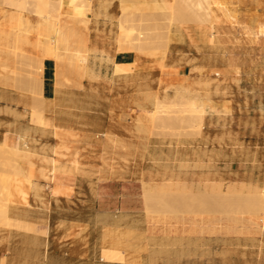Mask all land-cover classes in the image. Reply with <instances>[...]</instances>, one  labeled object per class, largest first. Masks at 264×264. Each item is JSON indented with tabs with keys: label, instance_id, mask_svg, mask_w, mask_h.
<instances>
[{
	"label": "rangeland",
	"instance_id": "1",
	"mask_svg": "<svg viewBox=\"0 0 264 264\" xmlns=\"http://www.w3.org/2000/svg\"><path fill=\"white\" fill-rule=\"evenodd\" d=\"M58 1H48L56 10L54 13L49 7L47 10L58 17L59 24L68 34L67 41L57 50L60 55L56 57V53L49 52L52 43L46 37L44 26L36 24L30 31L42 38L37 42L45 49L42 57L30 64L33 55L22 52L26 56H21L14 71L21 91L34 99L33 122L42 126L34 121L37 115L44 119V102L40 100V95L42 99L43 96L39 92L44 64L39 62L43 63L46 57L56 61L58 98L53 106L52 126V170L56 168V178L49 181L54 182L57 177L75 178L90 169V164L91 169L113 170L125 159L127 135L131 142L126 157L132 162L130 175L126 180L122 176L121 182L90 185L89 190L108 195L102 202L112 211L102 212L99 221L102 226L132 223L134 229H148L142 233L147 236L144 245L154 254L149 264H156L170 249H175L177 243L174 240L179 235L192 236V264H264V226L260 221H252L253 213L246 198L249 189L264 188V149L258 147V143L264 144V135L259 136L258 128L264 114V0H192L195 5L200 2L199 10L195 6L196 16L192 6L188 9L192 13L187 12V5L186 8L182 5L186 12H179L184 10L181 4H185V0H102L108 6V17L102 21L107 29L102 33L115 40L116 51H134L139 57L159 61V73H146L124 84L126 87L115 82L112 87L94 86L92 81L101 77H92L78 69L82 74L76 68L74 56L92 49L93 35L99 33L100 24H95L94 18H100L97 8L101 0H91L90 9L89 0V4L68 0L72 4L64 5L63 9H59ZM192 2L188 6L194 5ZM37 4V0H0L2 10L11 15L13 12L35 15L33 11ZM207 6L216 12L210 22L205 21L208 20L206 16L202 17L205 11L201 9ZM78 37L80 42H77ZM174 51H192L199 78L213 79L218 83L214 88L218 94L223 93L237 102L239 115L230 122L229 176L221 183V193H227V196L208 191L205 184L199 183H192V188L184 192L165 191L161 185L172 181L159 180L156 176L164 161L179 158L178 153L171 151L172 146H165V143L171 145L180 139L196 137L203 128V122L200 124L189 113L179 112V108L188 102L166 99L174 94L175 88L172 84L163 88V79H187L169 66L177 62L171 57ZM8 53L10 51H5V59L11 62ZM130 67H118L115 74L128 72ZM33 70L40 71V81L36 76L38 72L33 74ZM30 74L36 76L34 81ZM105 76L102 77L113 81L107 73ZM157 79L160 86L154 87L153 82ZM131 84L133 87H127ZM82 96L84 99L80 100ZM142 100L149 102L147 110H142ZM155 105H160L162 112L153 113ZM146 111L150 113L144 114ZM0 149V226L28 230L8 215L7 208L22 195L14 193L13 197H8L4 191L8 185L6 178L13 169L21 170L17 165L22 157L16 155L12 147ZM148 170L155 174L147 176ZM98 175L102 176L100 172ZM232 184L238 192L229 195ZM73 191L69 187V193ZM147 191L148 195L145 194ZM125 208L132 212L122 215L114 212ZM7 218H10L8 222ZM179 226L190 231H175Z\"/></svg>",
	"mask_w": 264,
	"mask_h": 264
},
{
	"label": "crops",
	"instance_id": "2",
	"mask_svg": "<svg viewBox=\"0 0 264 264\" xmlns=\"http://www.w3.org/2000/svg\"><path fill=\"white\" fill-rule=\"evenodd\" d=\"M105 18L106 16L94 18V23L100 24V27L98 26L99 33L93 35L90 46L95 49L93 55L98 53L96 71L106 72L108 77H113V81L101 77L93 80V85L112 87V82H115L125 86L124 84L133 82L146 73H159V61L139 57L134 51H116L115 40L102 33L107 29H104L102 22ZM37 20L35 15H20L17 12L11 15L0 7V147H17L26 152L21 156L17 167L21 168L24 177L31 172L34 175V186H25L26 199L18 195L15 198L16 203L8 208L9 217L28 230L0 226V264H149L148 261L153 259L154 254L144 245L147 236L142 233L148 229H134L132 223L102 226L99 222L102 212L112 211L105 208L106 203L102 202L108 195L89 190L90 185L95 183L121 182L124 180L122 176L126 180L130 175L132 162L126 157L130 151L127 147L131 142L127 135L124 140L125 159L120 160L118 167L116 165L113 170H98L97 167L91 169L93 167L90 164V169H85L84 174L75 178L57 177L54 182L49 181L54 158L53 106L58 98L56 61L49 57L44 59L42 83L39 85V92L43 96L42 99L40 95V100L44 102L43 116L50 123L47 127L33 122L34 99L21 91V84L14 76L15 65L19 63L21 56H26L22 52L33 55L32 64L45 50L37 45L42 38H38L36 32L30 31ZM5 51H10L8 55L11 62L10 59L6 61ZM35 55L37 58H34ZM171 57L177 59L175 64L169 65L172 71L178 70L179 75L187 79H163V88L171 84L175 88L174 94L166 99L187 103L188 99L196 98L195 103L203 108L204 117L200 119L192 115V119L200 124L203 122V128L196 137L180 139L171 145L165 143V146H172L171 151L178 153L179 158L164 161L156 176L159 180H171L173 183H164L163 188L167 189L166 186L172 185L176 192L190 190L192 183H199L206 184L208 191L213 185L217 191H213V188L212 192L227 196V193H221V183L226 182L229 176L230 122L235 121V116L239 115L237 102L223 93L218 94L214 90L218 83L213 79L199 78L196 57L192 55V51H174ZM127 66H131L128 72L115 74L117 67ZM153 83L154 87L160 86L158 79ZM82 86H86L85 80L82 81ZM81 99L84 97H80ZM153 102L154 99L152 104ZM140 106L142 110H147L149 102L142 100ZM148 113L150 111L144 112ZM258 128L259 136H263L264 114ZM258 147L260 150L264 149V144L258 143ZM28 154L31 156L28 157ZM150 174L155 173L148 170L146 175ZM175 183L181 188L183 184L187 189H174ZM219 184L220 187H217ZM69 187L74 190L72 194L69 193ZM145 194L148 195V192ZM124 197L127 198L126 195ZM114 212L122 215L131 213L132 210L115 209ZM175 231L189 232L190 229L179 226ZM174 241L177 243L175 249H170L156 264H192V236L179 235Z\"/></svg>",
	"mask_w": 264,
	"mask_h": 264
},
{
	"label": "bare ground",
	"instance_id": "3",
	"mask_svg": "<svg viewBox=\"0 0 264 264\" xmlns=\"http://www.w3.org/2000/svg\"><path fill=\"white\" fill-rule=\"evenodd\" d=\"M49 1V0H48ZM47 0H37V2H38V4H37V7H36V9H35V11H33L34 13H35V15L38 17V20H37V25L38 26H44V30H45V34H46V37L47 38H49V42L50 43H52V48L51 49H49V52H51L52 54L54 53V55H55V53H56V57L58 56V55H60V53L57 55V50L59 51L60 49H58V48H60V45L62 44V42H64V41H67V37H68V34H67V32L61 27V24H59V23H61V22H58V17H55V14H54V16L53 15H51V12L49 11L50 10V8H51V11L53 12L54 11V5H53V8L54 9H52V3L51 2H48ZM73 1H76V0H73ZM90 2H91V0H89ZM88 0H77V2H81V3H83V4H89L88 2H89ZM184 1V0H183ZM186 2H184L185 4H181V6L182 5H184L185 6V8H186V5H187V12H188V9L190 10V7L192 6V8H191V10L193 11V15H195L196 16V11L197 10H195V6L197 5L198 6V4H200V2L199 3H196V5L192 2V0L190 1L189 0V2H188V0H185ZM67 2H69L68 0H59L58 1V4H59V9H61L64 5L66 6V7H68L69 5H71L72 3H71V1L68 3V5H67ZM190 2H192V4H194V5H190L189 4V6H188V3H190ZM205 2V1H204ZM220 2V1H219ZM51 4V5H50ZM57 4V5H58ZM91 4H92V2L88 5L89 7H88V9H90V6H91ZM49 5V6H48ZM206 5V4H205ZM211 5V4H210ZM64 6V7H65ZM180 6V7H181ZM184 6H182V8L184 9ZM194 6V7H193ZM196 6V9H198L199 8V6L197 7ZM201 6L202 7H204V5H202L201 4ZM47 7H49V10H47L48 8ZM178 7V6H177ZM107 8H108V6H106V4L101 0L100 1V3H99V5H98V8H97V11H98V16H103V17H105V16H107ZM182 8H180V9H182ZM194 8V9H193ZM201 8V7H200ZM58 9V11H60ZM63 9V8H62ZM199 10V9H198ZM201 10H204L205 11V15H203L202 17L204 18L205 16H206V18H208V20L207 19H205V21H207V22H210V19L211 18H215V11H214V9L211 7V6H207V7H205V9H201ZM56 11V10H55ZM54 11V12H55ZM177 12H178V10H176ZM181 11H184V12H186V10L184 9V10H180L179 12H181ZM223 11V10H222ZM50 12V13H49ZM53 12V13H54ZM109 12V11H108ZM60 13V12H59ZM182 13V12H181ZM188 13H192V12H188ZM195 13V14H194ZM201 13H204V12H202L201 11ZM176 14V13H175ZM178 14V13H177ZM183 14H185V13H183ZM183 14H181V16H183ZM192 15V16H193ZM202 15V14H201ZM175 16V15H174ZM178 15H176V17H177ZM185 16V15H184ZM183 16V17H184ZM194 16V18H202L201 16L200 17H195ZM197 16H198V14H197ZM108 17V16H107ZM174 18V17H173ZM182 18V17H181ZM187 18H189V17H187ZM149 19V18H148ZM177 19V18H176ZM183 19V18H182ZM199 19H197V20H199ZM204 20V19H203ZM200 21H202V19L200 20ZM165 22H166V20H165ZM188 22H190V21H188ZM89 24V23H88ZM172 24V23H171ZM212 27H213V24H212ZM87 29H88V27H87ZM130 34H132V33H130ZM140 34V33H139ZM73 42V41H72ZM80 42V41H79ZM42 43V42H41ZM74 43V42H73ZM64 44H67V43H64ZM71 44V43H70ZM43 45V44H42ZM47 46V45H46ZM76 48V47H75ZM47 49L48 48H46V53H48V51H47ZM85 51H87L86 53H84V54H77L76 56H74L75 58V60H76V62L77 63H75V64H77L76 65V68H77V70L79 69L80 71H82L84 74H89V75H91L92 77H95V78H99V77H102V76H104V77H106L105 75H106V72H97L96 71V69H95V65H96V63H97V60H98V56H96L98 53H96V55H93V53H94V51H95V49L94 48H92V49H86ZM103 51V50H102ZM44 52V54L46 55V53ZM81 52V51H80ZM51 53H49V54H51ZM48 54V55H49ZM103 54V53H102ZM42 57V56H41ZM44 57V56H43ZM34 58H37V55H35V57ZM72 59H73V57H72ZM38 60H43V59H41V58H39ZM57 60V59H56ZM69 60V59H68ZM44 61V60H43ZM70 61V60H69ZM68 61V62H69ZM110 61V60H109ZM37 62H39V61H37ZM75 62V61H74ZM39 63H41V64H43L42 62H39ZM71 63V62H70ZM68 64V63H67ZM74 64V65H75ZM100 65V64H99ZM44 66V65H43ZM68 66H70V65H68ZM72 66H73V64H72ZM78 66V67H77ZM40 67V66H39ZM71 67V66H70ZM100 67V66H99ZM41 68V67H40ZM40 68H37V69H40ZM43 68V67H42ZM41 68V69H42ZM118 68V67H117ZM40 69V70H41ZM78 70V71H79ZM99 70H100V68H99ZM37 70H33L32 72H34L33 74H36L37 72H36ZM79 71V72H80ZM82 72H80V73H82ZM29 73H30V71H29ZM39 73H40V71L36 74V76H38L37 78L39 79H41V77H43V76H41V74H40V76H39ZM82 73V74H83ZM118 73V72H117ZM32 74V73H31ZM30 74V75H31ZM36 76H34L33 77V75H31V78H32V80H33V78L35 79V77ZM85 76V75H84ZM108 77V76H107ZM58 78V77H57ZM40 79H39V81H40ZM29 80V79H28ZM34 81V80H33ZM38 81V82H39ZM36 82H37V80H36ZM36 82H34V83H36ZM37 82V83H38ZM40 82H42V80L40 81ZM39 82V83H40ZM182 95V94H181ZM184 96H185V94H184ZM187 96L188 97H190L189 96V94H187ZM188 97H186V98H188ZM183 99V98H182ZM196 99V98H195ZM195 99L193 100L192 98L189 100L188 99V103L187 104H185V105H182L180 108H179V112H183V113H189L190 115H195V116H197V117H199L200 119H203V117H204V115H202L203 113H202V109L200 108V107H198L197 106V104L195 103ZM197 102V101H196ZM162 107L160 106V105H155L154 107H153V110H152V112L153 113H160V112H162ZM178 112V111H177ZM34 121L35 122H37V123H39L40 125H42L43 127L44 126H47L48 125V123L40 116H36L35 117V119H34ZM25 141V140H24ZM20 142V141H19ZM25 145V144H24ZM13 148V150L15 151V153H16V155L18 154V155H20V156H22L23 155V151H21L20 149H17V147H12ZM13 151V152H14ZM26 153V152H25ZM25 153H24V155H25ZM29 153V152H28ZM34 154V153H33ZM27 155V154H26ZM29 156H31V155H29L28 154V157ZM18 157V156H17ZM54 159V158H53ZM49 161V160H48ZM54 163H56V161H53ZM56 171V168H55V170H52V173L50 174V176H51V179L52 180H54L53 178H54V176H55V172ZM42 174V173H41ZM28 175V174H27ZM46 175H48V173L46 174ZM34 177V175L33 174H29V176H23V172H22V170H20V169H13V171L9 174V176L6 178L7 179V184L8 185H5V186H7V187H5V189H4V191H6L7 193V195H8V197L9 196H11V197H13L12 195L14 194V193H19V194H21L22 195V197L24 198V199H26V196H27V192H26V190H25V186H27V187H33L34 185H33V183H32V178ZM44 176H45V174H44ZM46 178H47V176H46ZM4 181V180H3ZM179 181V180H178ZM2 182V181H1ZM202 182V181H201ZM206 182V181H205ZM212 182V181H211ZM3 183V182H2ZM168 183H173V182H168ZM198 183V182H197ZM178 184V183H177ZM176 183H175V185H174V188L176 189V187H178L177 189L178 190H180V186L179 185H177ZM180 184V183H179ZM250 184V183H249ZM4 185V184H3ZM149 185V184H148ZM181 185V184H180ZM206 185V184H205ZM163 186H165V185H162L161 187H162V190L163 189H165V191L169 188L170 190L172 189L173 190V188H172V185L169 187V186H166L167 187V189L166 188H163ZM182 190H186L187 188H186V186H184L183 184H182ZM156 187V186H155ZM185 187V188H184ZM215 187H216V185H215ZM217 187H220V184H219V186L217 185ZM184 188V189H183ZM206 188V187H205ZM204 188V189H205ZM214 188V186L212 185V189ZM27 189V188H26ZM29 189V188H28ZM147 189H151V188H147ZM157 189V188H156ZM168 189V190H169ZM208 189H209V187H208ZM207 188H206V190H208ZM211 189V190H212ZM217 189V188H216ZM215 188L213 189V191L214 190H216ZM205 190V191H206ZM210 190V191H211ZM219 190H220V188H219ZM250 191L248 192V194H247V196H246V198L248 199V201L249 202H247V205L249 206V208L252 210V213H253V218H252V221L253 222H256V221H260L261 222V224H262V227L264 226V188H261V187H255V188H253L252 190L253 191H251V189H249ZM150 191V190H149ZM160 191H161V189H160ZM159 191V192H160ZM174 191V190H173ZM217 191V190H216ZM215 191V192H216ZM227 191H228V189H227ZM148 192V191H147ZM151 192V191H150ZM223 192V191H222ZM229 193V195H231V194H234V193H237L238 192V189H237V187H236V185L235 184H232L230 187H229V191H228ZM250 192H252V194L250 195ZM218 193H219V191H218ZM242 193V192H241ZM17 195V194H16ZM150 196V195H149ZM249 196V197H248ZM251 196V197H250ZM245 198V197H244ZM10 200H11V198H10ZM148 200H151V199H148ZM1 208V207H0ZM8 209V208H7ZM6 210V209H5ZM1 211V210H0ZM4 213H6V212H4ZM7 214V213H6ZM10 220V218H7V221L6 222H8Z\"/></svg>",
	"mask_w": 264,
	"mask_h": 264
}]
</instances>
